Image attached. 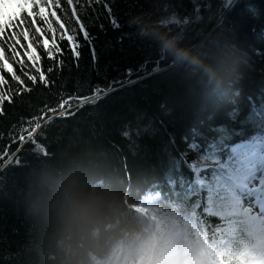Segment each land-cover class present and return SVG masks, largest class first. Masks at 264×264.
<instances>
[{"label":"trees","instance_id":"1","mask_svg":"<svg viewBox=\"0 0 264 264\" xmlns=\"http://www.w3.org/2000/svg\"><path fill=\"white\" fill-rule=\"evenodd\" d=\"M216 2L196 0L198 19L193 0H115L113 13L121 24L116 30L84 9L99 78L85 47L79 69L66 63L62 72L50 75L56 79L50 89L38 83L14 105L5 103L0 150L9 142L12 124L36 115L44 104L54 105L61 94L76 87L85 94L90 82L103 91V83L124 70L143 71L146 58L159 59L165 69L150 78L133 76L122 91L108 88L112 95L95 108L84 106L68 119H53L41 140L46 155L28 143L18 165L0 169V264H108L121 251L130 257L139 249L164 257L185 230L198 233L211 264H251L249 252L259 247V237L229 212L228 195L219 185L247 178L264 151V110L254 105L249 116L248 133H257L251 141L239 131L234 139L227 130L244 96L258 94L264 60L217 25L213 9L204 8ZM65 22L73 26L70 17ZM233 25L253 31L251 43L264 54V0H242L229 21ZM242 50L248 51L249 63ZM184 51L187 58L181 56ZM43 63L47 68L52 62ZM194 126H217L211 148L214 156H222L218 171L190 189L196 195L206 192L207 200L169 182L179 175L180 162L173 171L171 160L184 147L182 135L199 134ZM238 145L246 147L236 153ZM16 147L12 144L11 151ZM185 175L190 174L185 170Z\"/></svg>","mask_w":264,"mask_h":264},{"label":"snow or ice","instance_id":"2","mask_svg":"<svg viewBox=\"0 0 264 264\" xmlns=\"http://www.w3.org/2000/svg\"><path fill=\"white\" fill-rule=\"evenodd\" d=\"M241 2L242 0H217L215 5H204V8L205 10L212 8L217 25L235 40L248 43L251 53L264 60V54L259 52L261 47L253 46L251 43L255 37L253 31L234 25L229 26V21ZM114 3L115 0H0V117L6 115L5 103L14 105L18 102L16 97L33 93L38 83L44 88L53 87L56 79L55 77L50 79V75L53 72H62L66 63H71L73 67L79 69L82 48L88 49L92 70L99 78L96 45L86 23L88 17H83L81 13L82 10L88 9L91 12V18L99 20L103 17L116 30L121 27V24L113 13ZM193 12L199 19L201 6L196 3V0H193ZM65 17H70L73 22L72 27L65 22ZM98 26L101 31H104L103 24ZM233 43L237 45L235 41ZM242 51L244 62L249 63L248 51ZM66 57L70 59L66 60ZM45 60L52 62L47 68L43 63ZM141 64L143 71L133 72L132 69H127L124 70L123 76H119L118 73V79L113 77L103 83V91L98 90L97 83L90 82L87 93L81 94V89L76 87L71 92L61 94L54 105L41 106L36 115L20 117L17 123L11 125L8 133L9 142L0 150V169L13 162L18 165L20 162L18 154L28 143H31L34 152L46 155L48 150L41 140L46 138L48 134L46 125L50 126L53 119H68L84 106L95 108L101 99L112 95L107 92L108 88H111L113 92L122 91L124 82L131 80L133 76L139 80L165 72V69L160 66L159 59L146 58L141 61ZM26 80L31 84L26 83ZM254 105L258 110H264V81L257 95L249 93L244 96L238 110L239 115L234 112V119L227 122V130L234 139L237 131L244 134L245 141H251L257 134L255 131L248 133V129L253 127L249 122V116L253 113ZM163 108L166 109L167 106ZM194 127L199 134L188 130L182 135L181 142L184 147L179 151H175L176 141L173 136H168V143L175 151V159L171 160L173 171H177L176 161L180 162L179 175L171 177L169 182L182 186L189 194H194L190 192L194 183L200 182L202 185L204 181L211 180L222 160V156L218 158L212 154L211 148L218 139V133L215 130L217 126ZM37 133H39V139ZM124 135L129 137L130 132L125 130ZM12 144L17 146L14 152L11 151ZM14 157L15 160H13ZM185 170L190 175H185ZM196 196L208 199L204 191Z\"/></svg>","mask_w":264,"mask_h":264},{"label":"rangeland","instance_id":"3","mask_svg":"<svg viewBox=\"0 0 264 264\" xmlns=\"http://www.w3.org/2000/svg\"><path fill=\"white\" fill-rule=\"evenodd\" d=\"M175 22V19H171ZM246 145H238L233 151L241 152ZM261 152V153H260ZM260 157L256 161L254 171L242 181L227 185L221 182L228 200L226 201L229 212L239 221L252 227L259 237V247L250 251L252 264H264V151H260ZM220 183V182H217ZM143 213L148 210L141 208ZM174 247L159 257V252L152 254L147 249H139L131 253L129 261L132 264H211V258L206 254V246L202 243L196 231H181L173 239ZM156 255V257H155ZM124 258V256H123ZM115 258L108 264H125L124 259ZM127 262V259H126Z\"/></svg>","mask_w":264,"mask_h":264},{"label":"clouds","instance_id":"4","mask_svg":"<svg viewBox=\"0 0 264 264\" xmlns=\"http://www.w3.org/2000/svg\"><path fill=\"white\" fill-rule=\"evenodd\" d=\"M170 46H171V42H169L168 44H166V47H170ZM181 56L184 57V58H187L188 57V53L186 51L181 52Z\"/></svg>","mask_w":264,"mask_h":264}]
</instances>
